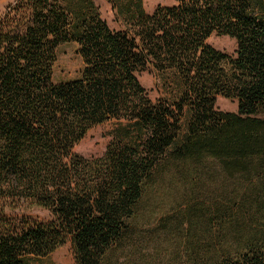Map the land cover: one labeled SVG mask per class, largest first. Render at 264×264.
<instances>
[{
	"label": "trees",
	"instance_id": "16d2710c",
	"mask_svg": "<svg viewBox=\"0 0 264 264\" xmlns=\"http://www.w3.org/2000/svg\"><path fill=\"white\" fill-rule=\"evenodd\" d=\"M119 2L121 31L93 0H18L0 20V264H40L66 243L75 264H116L141 225L177 248L171 264H264V0H174L152 14ZM214 34L236 40L233 56ZM67 43L84 68L55 83ZM113 120L130 126L102 157L75 151ZM30 208L51 219L17 214Z\"/></svg>",
	"mask_w": 264,
	"mask_h": 264
},
{
	"label": "rangeland",
	"instance_id": "374dc122",
	"mask_svg": "<svg viewBox=\"0 0 264 264\" xmlns=\"http://www.w3.org/2000/svg\"><path fill=\"white\" fill-rule=\"evenodd\" d=\"M143 9L152 14L159 6H173L174 0H140ZM18 0H0V20L9 12L10 6L16 4ZM97 6L102 19L114 31L124 30V22L117 15L119 0H93ZM208 43L227 55H234L237 50V43L231 37L214 34ZM57 61L53 70L52 80L55 83L69 82L77 80L81 76L84 68L82 58L79 54V47L75 43L60 45L56 50ZM140 84L148 91L149 97L153 101L163 99L167 95L163 80H159L148 72L138 76ZM216 108L223 112L237 113L238 103L222 97L217 99ZM130 125L126 121H116L98 126L86 135V137L76 146L75 151L81 156L91 159L102 157L108 146L122 139L124 129ZM17 214L31 217L42 222L49 221L51 214L43 209L30 208L22 209ZM153 226L141 225V231L135 239L138 244L134 248H128L118 256L116 264L123 263L130 258V262L137 261L138 264H171V256L177 248L166 245L162 237H156ZM40 264H75L72 247L70 243L55 251L48 258L40 261Z\"/></svg>",
	"mask_w": 264,
	"mask_h": 264
}]
</instances>
